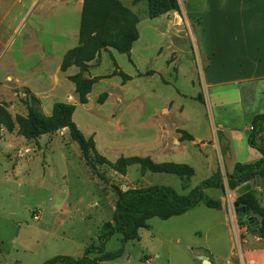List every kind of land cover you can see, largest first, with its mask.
Wrapping results in <instances>:
<instances>
[{
  "label": "rangeland",
  "instance_id": "rangeland-1",
  "mask_svg": "<svg viewBox=\"0 0 264 264\" xmlns=\"http://www.w3.org/2000/svg\"><path fill=\"white\" fill-rule=\"evenodd\" d=\"M14 1L0 0V103L15 121L14 129L5 125L0 129V264H44L56 255L82 257L88 246L100 243L104 223L113 220L118 188L161 184L188 193L221 169L226 188L207 187L205 192L216 199L227 198L230 212L237 215L234 202L241 191L228 187L227 174L238 162L262 157L250 144L249 134L254 117L263 113L259 112L264 105L263 80L211 84L207 59L186 25L174 35L165 19L149 16L148 0H121L139 16L141 38L131 53L109 47L89 61L84 75L98 80L88 102L81 103L75 83L57 68L63 46L41 47L34 41L39 35L52 41L56 34L46 30L47 24L38 35L28 30L29 23L40 26L39 16L30 18L16 34L20 22L14 18L18 13ZM178 1L180 10L171 11L185 15L186 9L201 13L208 0ZM91 10L121 18L112 6L92 4ZM79 15L78 10L77 19ZM75 19L73 11L67 17L68 31ZM77 23L73 34L66 30L57 36L62 44L76 41L80 20ZM238 69L226 71L227 79L238 75ZM48 70L50 74L42 77ZM120 70L130 78L116 73ZM79 71L77 66L68 70ZM58 101L76 105L73 120L87 137H94L98 152L108 160L150 156L157 162L189 164L195 174L185 180L174 173L143 171L139 163L121 174L94 154L95 167L88 164L67 127L37 139L20 132L18 117L28 115V106H38L49 116ZM164 107L170 108L167 115L161 113ZM160 117L169 129L178 124L200 142L177 145L172 133L159 139ZM259 193L264 206V187ZM148 223L140 229L139 239L126 243L120 232L115 233L106 242V251L123 246L124 253L100 264H203V256L224 264L236 259L238 243L225 208L201 202L184 214L153 217ZM243 234V249H264V239L256 240L250 226Z\"/></svg>",
  "mask_w": 264,
  "mask_h": 264
},
{
  "label": "trees",
  "instance_id": "trees-1",
  "mask_svg": "<svg viewBox=\"0 0 264 264\" xmlns=\"http://www.w3.org/2000/svg\"><path fill=\"white\" fill-rule=\"evenodd\" d=\"M140 1V0H136ZM92 4L112 6L119 11L118 16H109L107 13L91 10ZM171 10H180L178 0H148V14L155 18ZM93 11V12H91ZM91 14L93 19L91 18ZM119 19V20H118ZM139 16L121 0H84L82 12L79 44L69 49L64 55L61 69L67 70L76 65L80 71L70 75L69 79L75 83L81 103L88 102V94L92 91L98 77L84 75L89 67V61L101 55L102 50L113 47L121 52L131 53L134 42L139 38ZM110 23V24H108ZM112 26V27H110ZM117 26V30L111 29ZM125 79L130 76L122 70L116 72ZM198 98H201L198 96ZM37 100V97H34ZM39 101V100H38ZM76 105L58 101L54 104L52 115H45L37 106H28V115L18 117L20 132L28 138L37 139L45 133L67 127L73 140L78 142L82 156L88 164L95 167L94 157L101 163H109L121 174H126L128 166L139 163L143 171L174 173L185 180L195 174V169L189 164L174 161L157 162L150 156H121L112 162L101 155L96 147L93 136L87 137L73 120ZM5 125L10 129L15 128L13 116L4 104L0 103V129ZM264 134V112L257 114L249 134V142L260 150L262 157L251 163L238 162L234 170L227 174L228 187L237 189L248 180L264 175V143L258 136ZM185 136L194 139L185 132ZM187 187V185H184ZM207 187L226 188L221 169L213 176L205 179L200 186L188 193H180L170 185L153 184L146 187H129L125 190L118 188V199L115 206L114 218L107 221L102 227L100 243L87 247L82 257L75 258L70 255H56L47 259L44 264H100L101 261L115 260L122 256L124 247L113 251H106V242L115 234H122V242L140 238V229L149 227V219L159 217L169 219L181 215L195 208L201 202L212 208H221L222 200L209 196L205 192ZM240 188L238 199L245 202L251 209L250 214L258 216L260 220V234L264 238V206L259 200L256 184L251 182ZM92 254H95L94 256Z\"/></svg>",
  "mask_w": 264,
  "mask_h": 264
},
{
  "label": "crops",
  "instance_id": "crops-1",
  "mask_svg": "<svg viewBox=\"0 0 264 264\" xmlns=\"http://www.w3.org/2000/svg\"><path fill=\"white\" fill-rule=\"evenodd\" d=\"M14 3L15 6H18L17 17L15 16L14 18L20 22L19 26L16 28V34L21 31L23 25H25L30 18L34 19L35 16H39L40 19L42 17V20L36 23L40 25L39 27L29 23L30 26L28 30L30 32L33 31L36 35L40 29L42 31L46 28V24L49 26L46 30L50 29L54 31L56 35L52 41H46L40 35L36 36V40L34 41L41 47L48 46L50 43L55 48L59 45H61V47L63 46V51L57 56L60 61L57 68L59 72H61L64 55L69 49L79 44L80 30L78 36H76V41L72 43V45L62 44L57 36L59 34H64L66 30L68 33L70 32L73 34V29L75 30V28H77V22H79V20L81 26L84 0H15ZM71 5H73L74 8H71ZM77 9L80 11L79 19H77ZM73 11L76 15L74 28L68 31L67 17L70 16ZM67 12L70 13L68 16ZM50 15L52 17H50ZM158 17L166 20L170 33L178 35L179 32L183 30L182 26L186 25L187 32H190L189 34L198 40L197 46L200 49L201 55L207 59V68L209 70L208 81L210 80L211 84L222 83L228 80L237 82L250 80L264 81V0H208L201 13L190 12L186 9L185 15L180 11H169ZM138 31L139 38L135 42L141 38L139 28ZM133 48L134 47H132V50ZM74 66L76 65H72L65 70L67 78L70 75L76 74L68 72V70L74 68ZM230 67L239 68L238 75L231 79H227L226 73L231 70ZM49 74L50 70L43 72L41 76L43 77ZM262 110L264 112V105H260L259 112ZM169 112L170 108L164 107L161 113L162 115H167ZM159 119H161V122L158 123V128L156 130L159 139L163 138L165 134L172 133V142L177 145L190 140L192 142H200L198 137L183 129L180 125L175 124L174 128L169 129L166 121L162 117ZM185 132L192 135L194 139L187 138ZM238 189L240 190L239 187L237 190ZM256 189L259 192L262 187L256 184ZM232 198L235 199L234 197ZM221 200L223 202L222 208H225L230 214V202L227 198L225 199L224 196L221 197ZM254 235L256 240L264 239L256 234ZM245 250H255L258 253L264 252L263 248H246ZM235 256L237 259L236 254ZM204 257L205 256L202 257V263ZM228 261L234 260L233 258L228 259L226 263Z\"/></svg>",
  "mask_w": 264,
  "mask_h": 264
},
{
  "label": "water",
  "instance_id": "water-1",
  "mask_svg": "<svg viewBox=\"0 0 264 264\" xmlns=\"http://www.w3.org/2000/svg\"><path fill=\"white\" fill-rule=\"evenodd\" d=\"M258 139L261 143H264V134L258 136ZM256 183L260 187H264V175L254 178L253 180H248L247 182L241 184L239 187L247 183ZM262 194L259 193V200L261 201ZM235 211L237 213L238 220L241 225H249L251 228V232L259 236L260 230V220L256 215H250V207L245 204V202L241 201L240 199L235 200L234 202ZM203 264H215L213 263L209 257L205 256L203 260Z\"/></svg>",
  "mask_w": 264,
  "mask_h": 264
},
{
  "label": "built area",
  "instance_id": "built-area-1",
  "mask_svg": "<svg viewBox=\"0 0 264 264\" xmlns=\"http://www.w3.org/2000/svg\"><path fill=\"white\" fill-rule=\"evenodd\" d=\"M232 222H233V234L238 243L237 260L228 261L224 264H264V252L258 253L255 250H245L243 249L244 234L243 232L247 230L249 225H241L237 215L234 216L230 212Z\"/></svg>",
  "mask_w": 264,
  "mask_h": 264
}]
</instances>
